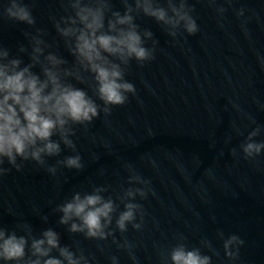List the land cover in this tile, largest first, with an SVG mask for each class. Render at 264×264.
I'll return each mask as SVG.
<instances>
[{
    "label": "water",
    "instance_id": "1",
    "mask_svg": "<svg viewBox=\"0 0 264 264\" xmlns=\"http://www.w3.org/2000/svg\"><path fill=\"white\" fill-rule=\"evenodd\" d=\"M25 2L35 26L0 20V45L27 64V53H18L20 45L31 51L24 33L42 29L51 45L46 51L62 56L71 67L74 58L51 19L66 15V4ZM188 3L199 27L195 35L180 29L173 38L153 18L136 16L141 31L150 29L158 41L155 59L143 66L131 63L125 78L135 85L136 94H129L128 103L113 107L108 117L101 113L86 129L75 127L72 139L83 170L60 167L52 175L28 161L21 171L12 168L0 177V226L20 235L17 226L27 224L36 236L51 227L60 233L62 245L82 249L90 264H112L113 256L118 264H162L180 235L189 248L209 240L219 252L212 264H264V152L246 160L240 150L257 126L261 132L255 140L264 141V0ZM112 6L123 13L121 0H112ZM220 7L226 11L219 13ZM240 9L242 16L237 15ZM61 147L60 156L47 158L48 166L76 154ZM127 165L150 180L152 190L146 199L136 200L145 212L142 228L129 225L127 232L114 233L117 243L133 245L135 261L112 237L90 240L68 232L54 211L74 192H90L93 186L108 187L104 195L115 198L129 186ZM4 167L11 166L5 162ZM218 230L225 237L237 234L244 239L238 260L225 257ZM202 252L212 255L207 249Z\"/></svg>",
    "mask_w": 264,
    "mask_h": 264
},
{
    "label": "clouds",
    "instance_id": "2",
    "mask_svg": "<svg viewBox=\"0 0 264 264\" xmlns=\"http://www.w3.org/2000/svg\"><path fill=\"white\" fill-rule=\"evenodd\" d=\"M61 3L66 4L67 14L51 19L74 58L71 67L65 66L68 61L62 56L46 51L51 45L43 38L46 33L42 29H36L35 34L24 33L30 52L24 45L18 47V53H27L30 61L27 64L0 45V177L12 168L21 171L28 161L46 168L52 175L60 167L84 169L72 139L75 127L86 129L101 113L108 117L113 107L128 103L129 94H136L135 85L125 78L131 63L135 61L143 66L155 59L158 41L153 39L150 29L141 31L136 16L142 13L153 18L173 38L180 29L188 35L199 31L188 0H121L123 13L113 9L112 0H61ZM217 11L224 13L226 9L220 7ZM243 13L244 9H240L237 15ZM4 18L30 27L36 24L32 8L25 0H4L0 5V20ZM148 41L152 42V47L146 46ZM37 67L39 73L33 71ZM77 84L86 87H77ZM236 132L242 135L239 129ZM260 132L261 127L257 126L240 145L244 159L253 160L264 152V141L255 140ZM61 145L76 154L48 166L47 158L60 156ZM232 155L237 156L236 149L232 150ZM5 162L11 167H4ZM126 171L129 186L122 188L115 198L104 195L108 187L93 186L90 192L76 191L70 199L58 204L54 209L60 214L58 223L66 226L68 232L83 234L86 239L103 241L112 237L118 248L129 250L132 256L133 245L127 241L117 243L114 233L127 232L129 225L137 231L142 228L145 212L136 200L137 197L146 199L152 190L150 180L130 165L126 166ZM114 218L115 228L112 227ZM43 219L46 221L47 217ZM17 227L23 234L0 226L3 264H90L82 249L74 251L69 245H62L60 233L53 228H46L36 236L27 224ZM216 235L222 241L225 257L230 261L238 260L244 239L237 234L225 237L220 230ZM177 240L166 257H162V264H212V256H219L207 239L201 240L200 247L192 248L183 242L182 235ZM132 259L135 261L134 256ZM111 260L112 264H118L116 256Z\"/></svg>",
    "mask_w": 264,
    "mask_h": 264
}]
</instances>
